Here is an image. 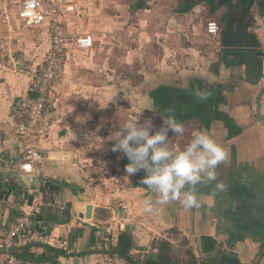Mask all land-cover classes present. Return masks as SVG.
Listing matches in <instances>:
<instances>
[{
	"label": "crops",
	"instance_id": "crops-1",
	"mask_svg": "<svg viewBox=\"0 0 264 264\" xmlns=\"http://www.w3.org/2000/svg\"><path fill=\"white\" fill-rule=\"evenodd\" d=\"M57 1L87 7L89 21L74 17L68 25L91 32L96 44L65 60L66 75L53 99L57 117L38 143L42 160L33 175L19 171L22 143L14 131L23 120V104L30 100V73L48 55V34L23 27L14 14L0 22V34L14 58L13 68L0 70V170L39 183L43 207L37 216L42 219L37 222L36 216L34 223L45 233L68 238L75 249L65 254L33 247L22 256L52 264H127L115 252L120 234L127 233L133 241L130 256L139 264L148 260L145 256L157 259L155 246L161 242L169 243L171 262L183 264L191 257L199 262L225 253L241 264H264V48L220 45L226 25L238 26L248 3ZM248 15V32L260 42L264 0H254ZM209 20L220 25L216 37L204 32ZM194 82L199 85L189 93ZM159 87L171 88L177 91L175 98L190 102L197 91L208 94L198 99L199 119L182 123L183 134L168 132L171 145L183 148L195 132L205 131L228 151L217 167L225 189L212 196L215 181L198 185L199 208L170 201L145 212L143 200L155 201L156 194L139 185L138 172L126 173V156L112 151L114 141L107 139L119 123L138 115L140 121L153 119L154 133L158 131L163 119L150 93ZM25 203L22 198L17 204L0 203V230L9 228ZM89 205L91 220H80ZM104 240L106 247L98 250Z\"/></svg>",
	"mask_w": 264,
	"mask_h": 264
},
{
	"label": "built area",
	"instance_id": "built-area-1",
	"mask_svg": "<svg viewBox=\"0 0 264 264\" xmlns=\"http://www.w3.org/2000/svg\"><path fill=\"white\" fill-rule=\"evenodd\" d=\"M3 11L7 10L4 2ZM16 20L25 28H41L48 34L49 51L43 65L30 73L32 85L28 89L30 100L23 104V120L17 124L15 135L21 140L22 155L19 171L22 175L39 172L37 165L42 156L39 141L47 136L55 123L56 110L53 105L55 89L65 78V60L76 53H86L94 49L96 41L91 32L71 30V18L88 19L90 15L85 5L57 0H19L15 12ZM220 25L209 20L204 32L210 37L220 33ZM259 33L260 47L264 48V32ZM13 53L5 42L0 43V70L13 68ZM37 193L28 205L20 208V214L6 230H0V264H52L48 262L26 261L20 257L27 248L44 247L65 254L75 253L74 247L65 237H55L45 233L34 223L43 202ZM104 240L96 248L106 247Z\"/></svg>",
	"mask_w": 264,
	"mask_h": 264
},
{
	"label": "clouds",
	"instance_id": "clouds-1",
	"mask_svg": "<svg viewBox=\"0 0 264 264\" xmlns=\"http://www.w3.org/2000/svg\"><path fill=\"white\" fill-rule=\"evenodd\" d=\"M207 95L202 91L195 93L199 100L206 99ZM162 119L163 124L154 134H150L151 119H145L143 123L139 122V115L135 119H126L107 139L114 141L112 151L122 152L129 160L125 166L128 175L141 170L146 173L141 183L156 194L157 199L143 200L145 212L152 213L157 203L170 201H179L185 209L199 208L202 201L198 196V185L215 181L212 196L225 189L226 185L217 179V167L227 160L228 151L205 131L195 132L183 148L175 147L169 143L168 132L183 134L184 127L174 115L162 116ZM96 138L93 137V143Z\"/></svg>",
	"mask_w": 264,
	"mask_h": 264
},
{
	"label": "trees",
	"instance_id": "trees-1",
	"mask_svg": "<svg viewBox=\"0 0 264 264\" xmlns=\"http://www.w3.org/2000/svg\"><path fill=\"white\" fill-rule=\"evenodd\" d=\"M199 84L196 82L192 83L189 89V93L193 92V88H197ZM177 94V91L166 88V87H159L156 90L152 91L150 93V98L152 99L153 105L157 108L158 112L161 114V116L167 117L169 114L174 115L177 122L184 123L185 121H188L195 118H200L201 111L197 113V103L199 100L197 98H192V102L188 101L189 98H175V95ZM195 100L197 102H195ZM178 104V105H177ZM127 162L129 163V160L126 157ZM146 173L141 170L138 172V177L140 179L139 185L140 186H146L141 183L142 179ZM147 187V186H146ZM133 247V241L129 234L127 233H121L118 239L117 246L115 247V252L125 261L127 264H139L137 260H134L130 256V251ZM157 249V259L152 260H144L141 263L142 264H181V262H171L170 261V255H171V248L169 243L167 242H161L158 243L156 246ZM27 248L25 252H23L20 257L26 261H32L30 259H25L24 256L26 251H28ZM50 251H53L52 249L47 248ZM183 264H241L238 259L232 255V254H225V253H218L216 256L209 258L207 260H201L199 262L195 261L193 257H191V260L189 262H185Z\"/></svg>",
	"mask_w": 264,
	"mask_h": 264
},
{
	"label": "water",
	"instance_id": "water-1",
	"mask_svg": "<svg viewBox=\"0 0 264 264\" xmlns=\"http://www.w3.org/2000/svg\"><path fill=\"white\" fill-rule=\"evenodd\" d=\"M248 5L244 8L240 14L238 26L230 27L229 24L226 25L225 30L221 34L220 45L225 48L231 47H249L258 48L260 43L256 40L255 36L248 32V26L245 24L249 21V10L254 2V0H244ZM259 56H263L261 52L257 53ZM260 101V98H258ZM9 164V163H8ZM8 164H4V167H8ZM18 166V165H17ZM39 183L35 181L25 180L21 175L14 172H4L0 170V203L7 204L10 201L17 204L18 199L22 198L29 205L33 200V194L37 193L36 188H38ZM71 206H68V211ZM68 211L65 212L66 216L69 217ZM92 217V207L89 205L85 208V214H80L78 218L80 220H91ZM41 216H37V222H41ZM68 221L69 218L67 219ZM37 227L41 228L40 224ZM42 229V228H41ZM92 229H96L92 226ZM147 259H156V256H145Z\"/></svg>",
	"mask_w": 264,
	"mask_h": 264
},
{
	"label": "rangeland",
	"instance_id": "rangeland-1",
	"mask_svg": "<svg viewBox=\"0 0 264 264\" xmlns=\"http://www.w3.org/2000/svg\"><path fill=\"white\" fill-rule=\"evenodd\" d=\"M18 1H19V0H0V22L6 20V17H7V16H10L11 14H14V12H15V8H16V6H17V4H18ZM4 2L7 3V10H6V13H5V11H3V7H4L3 4H4ZM0 25H1V23H0ZM0 35H1V36H0V43H1V42H5L6 39L3 37L2 34H0ZM151 104H152V99H151ZM177 105H178V104H177ZM257 105H258V99H257ZM196 112L199 113V111H196ZM139 114H140V113H139ZM192 119H195V117H193ZM196 119H198V118H196ZM151 121H152L153 126L155 127L156 122H155L153 119H151ZM139 122H140V123H143L144 120H141V121H140V119H139ZM154 130H155V129H154ZM154 130H153V128H152L150 134H154Z\"/></svg>",
	"mask_w": 264,
	"mask_h": 264
}]
</instances>
